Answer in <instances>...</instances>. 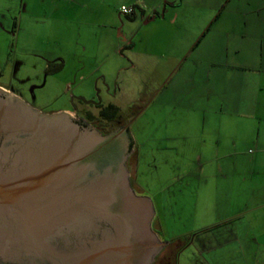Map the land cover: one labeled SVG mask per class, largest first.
<instances>
[{
  "label": "rangeland",
  "instance_id": "rangeland-1",
  "mask_svg": "<svg viewBox=\"0 0 264 264\" xmlns=\"http://www.w3.org/2000/svg\"><path fill=\"white\" fill-rule=\"evenodd\" d=\"M115 2L87 1L90 7L78 13L46 16L48 23L40 25L46 27H39L35 37L23 36L19 44L12 32V14L0 9V84L28 100L36 99L32 102L38 109L64 111L71 103L82 107L80 99L116 105L123 115L122 125H131L132 148L139 162L136 167L134 158L130 170L133 175L136 172L138 195L153 202V229L165 241L189 242L178 264H247L256 255H242L241 240L234 237L253 233L244 232V221L228 225L226 219L229 207L250 199L241 196L240 186H264V169L254 177L245 174L248 157L256 151L246 141L242 163L247 164L246 170H237L233 159L217 158L222 151L210 124L221 118L217 112L235 118L230 114L236 109H230L226 100L239 96L221 87L225 70L218 64L227 62L226 48L232 63H238L259 43L242 39L240 21L243 12L247 18L255 16L257 0L193 1L206 4L210 12L187 16L183 31L170 22L177 17L176 9L169 8L164 19L147 23L140 13L135 19L121 18L120 4L115 7ZM2 3L10 6L11 1ZM196 17L207 22H198L196 34L189 33L185 24L193 27ZM208 53L217 58L216 66L206 61L212 58ZM57 59L65 61L64 69L47 74ZM230 74L243 73L230 70ZM36 86L40 87L34 90ZM92 112L97 116L96 110ZM101 126L116 128L108 123ZM231 186H236L234 191ZM231 199L236 206L229 205ZM242 240H247L245 247L260 251V264L264 238L253 240L260 246Z\"/></svg>",
  "mask_w": 264,
  "mask_h": 264
},
{
  "label": "water",
  "instance_id": "water-1",
  "mask_svg": "<svg viewBox=\"0 0 264 264\" xmlns=\"http://www.w3.org/2000/svg\"><path fill=\"white\" fill-rule=\"evenodd\" d=\"M109 134L0 87V264H153L165 243Z\"/></svg>",
  "mask_w": 264,
  "mask_h": 264
},
{
  "label": "crops",
  "instance_id": "crops-1",
  "mask_svg": "<svg viewBox=\"0 0 264 264\" xmlns=\"http://www.w3.org/2000/svg\"><path fill=\"white\" fill-rule=\"evenodd\" d=\"M9 1H11L10 6L8 4H3L2 0H0V9H6L3 12H10V15L12 14V32L18 39L19 44L20 40L23 39V36L28 35L30 38L35 37L38 34L39 27H46L40 26L41 23H48L47 20L44 19L46 16H67L71 13H78L79 9H88L90 6L87 1L92 0ZM193 1L197 0H116L114 6L116 7L120 4L119 15L121 18L124 15L121 11L122 6H135L137 11L141 14L142 20H146L147 23L158 18L164 19L163 16L168 14L169 8L176 9L177 17L170 22H173L172 24L176 25L177 31H183L182 24L187 22V16L191 18L192 15L200 16L203 14H209L210 12V8L208 9L205 7L206 4L197 5ZM185 3L188 4L185 5ZM255 3L257 6L259 5V7L255 10V16H253L252 19H250L251 17L247 18L248 14L246 12L240 14L243 16L240 21H242V27L244 29L240 30L243 32L241 36L242 39L259 40V43H255L254 48L248 52L247 57L238 63H232L230 50L226 48V57L228 60L225 63L218 64L221 69L227 72V76L225 72L222 74L221 78L224 82L221 81V87L228 92L231 91L235 96H239L237 99L227 97L226 100L227 103H229L228 105L230 109H236L230 114L235 118H224V115L226 114L225 112H217L221 118H218L214 122L212 121V124H210L218 134V137H216V144L218 146H216L218 149L221 147L222 151L221 153H218L217 158L235 160L237 170L239 168H244L246 170L247 164H242L247 156L245 150L246 147L244 149L243 147L246 144H250L248 146H253L255 148L256 151L254 157H248L249 167L248 170L245 171V174H252L253 177L257 170L264 169V0H257ZM107 4L110 5L111 2L109 1ZM99 8L102 9L103 7ZM101 12V14H106V10H101ZM5 13H1L2 16H6ZM121 18L118 17L117 20L120 22ZM198 22L205 24L207 21L206 18L196 17L194 19L193 27L185 24L186 29L190 31L189 33H194L195 31L196 34V29L198 28L197 25L199 24ZM114 28L116 30L117 27L114 26ZM251 31H253V33H251ZM191 44L194 43L191 42ZM209 46L211 48V45ZM208 55L212 56V58L207 59L206 61L210 63L211 66H216L217 64H215V62L217 58H215L213 54L211 55L208 53ZM55 64L62 65L61 71L65 67V61H63V59H57ZM230 70H241L243 74L231 75ZM224 78L227 80V83ZM0 87L5 90H10L9 87L2 84H0ZM221 107L223 109L224 105L222 104ZM245 141L246 143L244 145ZM241 165L243 166L241 167ZM242 180L243 182H246V177H243ZM235 187L236 186H231V191H234ZM239 190L242 197L250 196V199H247L244 203L240 202L239 205L238 201V207H229V217L225 213L227 215L226 220L228 225L243 221L247 223L244 232L247 234L252 232V237L250 235L242 237L239 235L234 238L236 240H241L239 248L242 255L245 254L246 257L247 255L250 256V254L256 255L255 257H253L254 255L251 256L252 260L247 264H258L260 251H255L254 247H245L247 240L243 243L242 238L248 239L250 245L256 244V242L253 241L254 239L264 238V186H240ZM232 193L234 194V192ZM237 197H240V195H237ZM229 205L236 206V204L234 205L233 203V199L229 201ZM248 217L250 218L249 220ZM257 224L261 225L259 226ZM242 230L243 229H241V231ZM234 231V228L229 230L232 236ZM256 245L260 246V244ZM260 264H264V260H261Z\"/></svg>",
  "mask_w": 264,
  "mask_h": 264
},
{
  "label": "flooded vegetation",
  "instance_id": "flooded-vegetation-1",
  "mask_svg": "<svg viewBox=\"0 0 264 264\" xmlns=\"http://www.w3.org/2000/svg\"><path fill=\"white\" fill-rule=\"evenodd\" d=\"M138 13L139 12L137 11V8L135 7L134 12L131 15L132 16L134 15V19H135V17L137 16ZM53 66H55V65L53 64ZM39 87L40 86L34 87V90H36ZM8 91H12V93L19 96L23 101H25L26 103L35 107L33 105V103H35V102H32V101H35L36 99H33L32 101L28 100L22 93L17 92V91H13L11 88ZM33 98H35L34 95H33ZM79 102L81 104H83L82 107L74 105V103H71V107L69 109L64 110V111H52V110L50 111V110L38 109L37 107H35V108H37L38 110H41L43 112H46V113L67 112L75 120L82 122V123H85V124H89V125L95 127L96 129H100L101 131L109 132V133L115 132V131L120 130L121 128L127 126L128 127L126 130L127 135H128V137H130L132 142L134 141L133 134L131 132V125H129V123L122 125V120H123L122 116L123 115L120 113V111L117 114H115L114 117L107 118V114H106L107 107H108V105H111V104H107V105L102 104V102L98 101V100H92V101L88 102L85 99H80ZM95 110L98 113L97 116H95V114H93V112H92ZM104 111H105V113H104ZM113 111L114 110H112V109L109 110V112H113ZM71 112H74V114H72ZM104 123H106V124L108 123L109 125L113 124L114 127H116V128H114L112 130H106L105 128H103L101 126ZM134 158H136L135 164L137 167V164L139 162L138 153L134 149V147L133 148L131 147V152H130V155L127 159V167L130 171L131 184H132L133 188L135 189L136 193L138 194V190H137L136 186H140V185L138 184L137 179H136V172L133 175L131 170H130V164ZM153 227H154V222H153ZM161 240L165 243V246L163 247L161 252L157 255L153 264H178L179 254L183 253V251L184 252L186 251L187 247L189 246V242L187 240L184 241L182 238H177L176 240H174V241L171 240L169 242L165 241L163 239H161Z\"/></svg>",
  "mask_w": 264,
  "mask_h": 264
},
{
  "label": "trees",
  "instance_id": "trees-1",
  "mask_svg": "<svg viewBox=\"0 0 264 264\" xmlns=\"http://www.w3.org/2000/svg\"><path fill=\"white\" fill-rule=\"evenodd\" d=\"M134 8H135V6H133ZM128 18L129 19H134V15L132 16V15H128ZM55 66H53V65H51V66H48V69H47V73L48 74H56L57 72H59V71H61V69H62V65H56V64H54ZM110 109H112V110H114L113 112H109V110ZM119 112V109H118V107L117 106H115V105H108V107H107V112H106V114H107V118H109V117H114V115L115 114H117ZM104 113H105V111H104ZM103 113V114H104ZM101 133H103V134H109V132H104V131H101L100 129H98Z\"/></svg>",
  "mask_w": 264,
  "mask_h": 264
},
{
  "label": "built area",
  "instance_id": "built-area-1",
  "mask_svg": "<svg viewBox=\"0 0 264 264\" xmlns=\"http://www.w3.org/2000/svg\"><path fill=\"white\" fill-rule=\"evenodd\" d=\"M121 11L124 15H131L134 12V7L133 6H122Z\"/></svg>",
  "mask_w": 264,
  "mask_h": 264
}]
</instances>
